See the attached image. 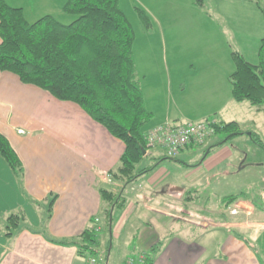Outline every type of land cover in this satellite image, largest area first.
<instances>
[{
    "label": "crops",
    "instance_id": "crops-1",
    "mask_svg": "<svg viewBox=\"0 0 264 264\" xmlns=\"http://www.w3.org/2000/svg\"><path fill=\"white\" fill-rule=\"evenodd\" d=\"M6 1L10 6L23 9L24 14L27 4L40 2ZM41 1L44 2L39 6L57 8V0ZM67 1L62 0L60 7ZM260 1L264 7V0ZM228 2L234 5L238 0ZM53 13L45 14L53 16ZM235 18L233 11L225 19L226 27L223 28L236 40L235 23L239 25L240 21L231 23L232 19L237 21ZM232 52L244 54L241 49ZM243 56L247 60L245 54ZM224 61L210 67L215 68V77L208 72L210 68H202L200 71L205 70L204 73L195 80H180L178 103H185L170 108L171 112L164 111L159 124L183 125L189 120L202 122L223 118V111L230 104L225 98L232 94V90L226 87L235 71L232 58L224 55ZM177 65L172 64L174 69L180 70ZM165 71L168 78L161 88L163 95L158 102L164 99L167 105V97L171 98L174 91L169 69ZM144 99L148 106L150 103H146L145 96ZM191 100L206 102L191 104ZM207 102V113L193 111ZM231 118H224L230 120L225 123L234 121ZM158 127H149L145 132ZM0 133L10 143L23 169L21 175L16 174L0 154V222L10 213L22 211L26 215V221L13 237L7 238L0 231V264H78L81 258L77 248L52 241L80 236L94 219L99 233L103 231L105 222L99 217L104 203L100 191L112 189L116 192L120 188L119 183L110 180L108 173L118 166L125 152L124 143L79 106L60 102L48 92L24 84L18 76L2 71ZM222 141H214L200 159L195 152L186 149L180 154V160L178 156L173 160L175 163L170 168L163 149L148 150V157H153L157 166L126 187V204L116 213L112 228L107 229L111 241L123 235L135 238L137 231H142L143 240L136 247L140 256L151 255V249L161 243L153 264H264V208L241 197L229 208L215 212L218 220H213L212 213L205 210L202 214L207 215H204L206 219L193 220L197 218L193 209L198 192L195 187L200 188V182L213 173L226 175L229 172L224 168L231 166L228 162L234 154L230 142ZM239 164L241 172L247 168L246 160H240ZM261 196L264 198V193ZM233 209L238 211L237 215L231 214ZM171 221L186 224L181 229L184 234L176 233L180 226L167 227L164 224ZM191 227L193 230L198 228V237L195 233L193 235ZM234 227L240 228L241 239L233 234ZM216 231L223 235L220 241L213 240Z\"/></svg>",
    "mask_w": 264,
    "mask_h": 264
},
{
    "label": "trees",
    "instance_id": "trees-1",
    "mask_svg": "<svg viewBox=\"0 0 264 264\" xmlns=\"http://www.w3.org/2000/svg\"><path fill=\"white\" fill-rule=\"evenodd\" d=\"M196 4L201 7L203 0H196ZM62 10L77 19L65 25L47 15L30 23L23 9L0 0V71L18 76L24 84L46 91L60 102L79 106L124 143L125 152L118 166L108 173L110 180L119 183L120 188L116 192L112 189L100 191L104 207L99 218L110 230L116 212L126 204V187L157 166L154 164L136 173V166L148 156V150L154 148L148 144V132L143 130L154 115L146 108L137 77L135 30L122 10L120 0H68ZM144 18L148 20L146 16ZM263 57L261 50V62L256 66L239 52L232 53L235 71L230 82L234 101L255 107L264 105ZM203 123L212 135L228 134L222 142L228 143L234 137L245 135L235 121L218 123L208 119ZM251 139L264 149L258 134L251 133ZM0 154L16 174H22L20 159L1 133ZM170 158L175 159H167ZM240 198V195L225 198V207L229 208ZM25 221L24 212L10 213L0 222V231L11 238ZM99 231L94 219L80 236L52 242L77 248L78 257L85 258L88 264L97 253ZM233 234L242 238L236 232ZM160 244L151 249V255H143V264H153Z\"/></svg>",
    "mask_w": 264,
    "mask_h": 264
},
{
    "label": "rangeland",
    "instance_id": "rangeland-1",
    "mask_svg": "<svg viewBox=\"0 0 264 264\" xmlns=\"http://www.w3.org/2000/svg\"><path fill=\"white\" fill-rule=\"evenodd\" d=\"M35 1H40L39 4L44 2ZM61 1L57 0V8L55 9L54 7L39 6V4H27V7L24 8L25 16L34 23L45 17L46 12L54 11L53 16L56 19L65 25H69L77 19V16L65 14L62 10L65 4L60 7ZM228 1L230 0H203V5L200 7L197 6L196 0H120V6L135 30L134 56L137 77L143 88L146 103H150L146 106L156 114L143 127L144 131L149 127L161 126L159 123L163 120L164 111L171 112V109H174L177 104L181 106L185 103L184 101L178 103L180 80L185 82L195 80L204 73L205 70L200 71L202 68H210L217 63L223 64L225 62L224 55L227 58H232V51L237 49L243 51L248 62L252 65L258 66L260 64L261 50L264 56V13L262 12L264 7L261 5L262 1L238 0L234 5H230ZM146 7L152 11L154 17L149 15ZM233 11L237 21L232 19L231 23L240 21L239 25L235 23L236 40L229 32L225 33L226 30L223 28L225 19ZM144 16L148 18L147 21ZM70 18H74V20L71 21ZM232 63L234 65L233 61ZM172 64H178L177 68L181 69H174ZM165 69H169L174 91L171 98L167 97V105L163 102L164 99L158 102V98L161 99L163 95L161 88L165 84V79L168 78ZM208 72L215 77V68H210ZM158 87L160 88L159 93ZM226 89L232 90L230 82ZM184 96L187 97L186 94ZM226 100H229L230 104L223 111L225 113L222 114L223 118L218 117L216 121L221 123V120L225 123L230 120H224V118L232 117L231 119L239 124L240 130L245 135L234 137L233 140L229 141L234 156L228 162L231 166L224 168L229 171L228 174L216 175L215 173L213 175V173L208 179L200 182L202 185L200 188L195 187L198 192L193 209L197 212V218H193V220L201 221L200 218H205L207 215L202 214L203 210L212 213L210 216L213 220H218L214 213L221 212L225 208V198L232 195H240L254 205L264 208V198L261 196L264 193L262 192L264 189V149L251 139V133H256L264 144V105L255 107L247 102L238 103L234 101L232 94L230 97L227 94ZM198 101L191 100L189 102L191 104L206 102V100ZM208 105L209 102L193 111L207 113L209 111H207ZM187 123H200V121L189 120ZM214 137L216 138L210 141ZM227 137L228 134H211L203 146L193 147L188 151L195 152L200 159L205 155L204 151L214 141L224 140ZM157 148L160 147H154V149ZM165 154L169 157L166 151ZM180 154L178 155L179 160L182 157ZM161 155L163 156V154ZM240 160H246L247 163V168L242 172L240 171L241 166L239 167ZM165 161L168 168L175 163L171 158ZM154 163L153 157H145L136 166V173ZM126 195L128 197V193ZM164 224H167V227L174 225L176 228L178 225L181 228L176 230V233L184 234L181 229L186 224L179 221ZM142 226L144 228L145 225L142 224ZM102 228L103 231L98 234L99 247L95 255L99 264H126L129 260L137 261L139 259L140 253L136 247L143 240L142 231H137L135 238H133L134 236L123 235L122 238H114L111 241L106 225L102 224ZM235 229L236 231L233 233L236 232L240 235V228ZM197 230L198 228L192 229V233L193 235L195 233L196 237L199 235ZM216 232L213 240L220 241L223 239L222 233ZM84 259L81 258L78 262L84 264L86 262Z\"/></svg>",
    "mask_w": 264,
    "mask_h": 264
},
{
    "label": "built area",
    "instance_id": "built-area-1",
    "mask_svg": "<svg viewBox=\"0 0 264 264\" xmlns=\"http://www.w3.org/2000/svg\"><path fill=\"white\" fill-rule=\"evenodd\" d=\"M212 131L203 123H186L179 126L166 124L148 132L147 141L150 147H160L164 149L169 157L178 156L184 149L191 145L202 144ZM232 215H237L238 211L233 209ZM144 257L137 261L129 260L126 264H143ZM88 264H99L97 259H90Z\"/></svg>",
    "mask_w": 264,
    "mask_h": 264
},
{
    "label": "water",
    "instance_id": "water-1",
    "mask_svg": "<svg viewBox=\"0 0 264 264\" xmlns=\"http://www.w3.org/2000/svg\"><path fill=\"white\" fill-rule=\"evenodd\" d=\"M144 155H146V153L144 152Z\"/></svg>",
    "mask_w": 264,
    "mask_h": 264
}]
</instances>
